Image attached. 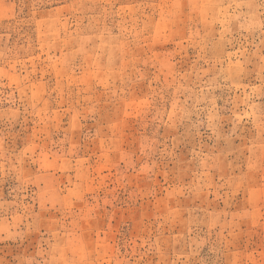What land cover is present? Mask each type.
Here are the masks:
<instances>
[{
	"label": "rangeland",
	"instance_id": "374dc122",
	"mask_svg": "<svg viewBox=\"0 0 264 264\" xmlns=\"http://www.w3.org/2000/svg\"><path fill=\"white\" fill-rule=\"evenodd\" d=\"M0 264H264V0H0Z\"/></svg>",
	"mask_w": 264,
	"mask_h": 264
}]
</instances>
